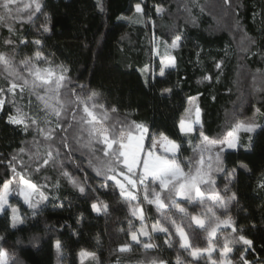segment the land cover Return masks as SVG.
Wrapping results in <instances>:
<instances>
[{"label": "trees", "instance_id": "16d2710c", "mask_svg": "<svg viewBox=\"0 0 264 264\" xmlns=\"http://www.w3.org/2000/svg\"><path fill=\"white\" fill-rule=\"evenodd\" d=\"M102 2L103 13L98 10L97 0H42L50 17V31L42 44L67 63L69 80L77 91L85 95L96 88L111 99L116 111L109 124L144 123L180 143L178 122L188 114L189 98H196L205 134L210 138L232 129L234 120L264 125V0H232L231 8L225 0H187L184 6L179 0H143L147 17L131 10V5L140 0ZM153 6H160L161 11L157 13ZM121 16L125 19H118ZM152 34L167 46L175 36L182 37L179 47L171 49L175 66L166 68L164 78L158 72L150 77L147 71L153 64ZM104 61L112 62L116 75L101 73ZM219 61L223 62L221 69L215 66ZM205 76H211V80ZM149 78L155 82L146 86L145 79ZM165 89H171V94L161 95ZM31 136L0 118V181L10 175L5 164L11 155ZM250 136L254 137V147L246 151ZM188 140L198 143L197 133H190ZM236 142L239 150L228 149L222 166L231 169L243 162L252 169L251 175L239 172L234 190L248 214L244 234L255 242V253H250L248 259H259L264 257V191L256 190V185L264 172V128H257L255 133L240 131ZM86 158V150L68 157L61 149L60 160L65 167L83 180L74 165H84L88 176L85 182L95 188L103 178L87 169ZM58 175L55 166L37 174L50 182H56ZM52 194L65 201L64 208L54 209L49 198L48 206L35 219L20 197H10V202L20 207L25 222L7 233L6 243L22 264H80L78 254L82 249L94 252L98 258H86L84 264H152L157 258L175 264L173 250L189 261L175 235L173 247L156 234L157 247L153 250L135 246L130 252H119L120 246L130 241L132 230L128 226L127 202L118 189L97 190L85 197L61 179L60 187ZM97 197L108 204L106 214L92 211L90 204L98 202ZM81 215L82 222L77 224ZM7 224V216L0 215V234ZM56 239L63 244L59 259L52 246Z\"/></svg>", "mask_w": 264, "mask_h": 264}, {"label": "snow or ice", "instance_id": "6c2138e0", "mask_svg": "<svg viewBox=\"0 0 264 264\" xmlns=\"http://www.w3.org/2000/svg\"><path fill=\"white\" fill-rule=\"evenodd\" d=\"M18 4V0H0V24H5L8 27L9 33L15 31L14 27L8 23V18L19 15L21 9L17 6L13 10L12 5ZM227 7H232V0H225ZM98 10L104 12V4L102 0H97ZM157 13L161 11L160 6H153ZM24 9L29 10L28 21L31 22L32 16L36 13L43 14L44 4L42 0H30V3L24 4ZM131 10L137 14L148 16L146 5L143 0L131 5ZM261 15L264 16V10ZM255 17V13H254ZM118 19H125L121 16ZM45 23L40 26L39 31L48 33L50 31V17L45 15ZM147 23V21H145ZM182 37L175 36L171 41L170 47L175 49L179 47V42ZM21 44L27 46L29 43L33 45L37 51L33 57H26L24 60L16 64L11 55L0 53V75L7 73L5 81L7 86L0 87V112H3L7 106L13 103L17 95H21L28 90L36 92L42 88L45 95H37V99L42 102L45 111V120L38 121L35 117L23 113L20 108H15V113L7 115L6 123L16 126L24 133H28L34 126L43 135L48 147L44 154L39 157L36 162V167L29 169V165L20 162L16 163L17 156L13 153L5 167L9 169V177L0 181V215H6L8 224L5 231L0 234V264H9V252L4 247L7 242V233L18 229L20 224L25 222L23 213H21L18 205L10 203L9 196L16 195L21 198V203L27 207L35 219L40 212L48 206L49 196L46 190L49 188L47 183H33L30 178H26L25 171L29 172V177L46 171L49 167H57L59 170L58 179L52 188L60 187V180L63 179L73 189L78 191L81 196H88L89 192L96 193L100 191H115L119 190L120 195L126 202L131 204V201H136V205L130 208L132 217H138L141 224L138 230L130 231V241L122 244L119 252H130L133 247L141 246L145 251L153 250L157 246L152 243H144L141 237H152L149 231L146 230L145 224V208L144 204L154 206L155 209L161 212V215L169 226H163L157 221L151 225L152 232H160L167 234L165 243L169 247H173L174 235L179 237V247L185 250H190L189 255L192 257H200L202 254H207L206 264H264V257L248 259L250 253H255V242L244 234L243 228L237 225V222L231 216L221 218L217 215V210L222 209L225 213L230 211V205L235 203L239 205V197L237 192L232 191L230 185L238 181V174L241 170L247 174H252V169L243 162H239L235 167L228 169L222 167L224 160L227 157V150H239L240 145L234 139L235 133L230 131L227 133L228 139L210 138L205 134L204 121L202 119V110L199 107L195 109V119L186 124L182 118L179 120L177 128L178 135L181 136V142L171 139L164 132L153 133L149 126L144 123L137 124L136 122L127 123L121 121L118 123L109 124L107 112L104 105H96L93 103L91 108L89 102L95 99L98 95L92 92L87 99H83L75 91L67 87V77L63 73H67V68H61V73L57 76L56 72L51 69H41L33 64V61L48 62V57L44 55L42 41L39 39L27 41L20 40ZM167 43V42H165ZM7 47H15V42L11 36L4 40ZM222 61L216 62L217 69L222 68ZM20 65L29 74L25 76L20 70ZM175 66V57H171L167 62L160 61L158 76L164 78L166 68ZM147 71L150 77L156 75L155 69L149 65ZM204 79L211 80V76H205ZM39 81V83H37ZM154 79H145L146 86L154 83ZM83 88L84 86H80ZM19 90V91H17ZM171 89H165L161 95H170ZM75 97V98H73ZM196 98H189L191 102ZM215 99V97H213ZM82 106V108H81ZM104 109L101 118L98 120L97 113L93 109ZM69 110L71 118L69 119ZM112 112L116 109L111 108ZM44 124L46 127H40ZM198 125L199 127H194ZM238 130H243L246 133H255L257 128H264V125H250L243 122L237 124ZM74 130H79L82 134L86 132L87 139L77 137ZM196 132L198 143L193 144L188 140L190 133ZM254 137L250 136L246 151H251L254 147ZM186 142V143H185ZM101 145L96 148L95 145ZM79 145V148L76 147ZM188 147L193 156L184 158L182 156L185 147ZM208 147L215 148L214 154L205 156V151ZM61 149L65 150V155L71 157L75 151L86 150L87 154V169H90L98 177H103V180L96 185L95 188L88 185L85 181L88 179L85 166L75 164L84 176V179L73 175L71 171L65 167V162L60 160ZM163 149L164 155H154V151ZM99 151L101 155L97 156ZM20 153L24 152V148L19 149ZM168 154H171L170 156ZM184 165L182 167L181 165ZM213 164L216 167H213ZM187 168V171H185ZM223 173L226 183L221 191L216 190V181L211 173ZM48 180V177L44 178ZM15 181V187L13 186ZM201 185L206 186V191L211 193L208 200L212 202V206L207 207L206 215L208 220L197 215H191V222L199 229H203L206 233V247L193 246L190 241L189 233L186 231L183 223H178L173 215H166L162 210H175L183 221L189 216L187 209L182 206L177 198H185L189 203L195 200L204 203L206 192L201 189ZM256 190L264 191V172L261 173L256 185ZM230 193V195H228ZM53 208L63 209L65 201L59 197H52ZM92 202L90 207L94 213H107L108 204L102 201ZM70 206V203H69ZM83 216L77 219V224H81ZM130 229L133 227L132 221L129 220ZM192 224H188L191 228ZM170 227L174 229V233L170 231ZM251 227H255L252 224ZM221 228L230 230L229 234L224 237L223 243L217 241L218 230ZM78 237L77 232L72 233ZM197 239V234L193 233V240ZM16 243H20L19 240ZM240 245L238 251L235 248ZM53 249L59 259L62 255L63 244L60 239L53 242ZM214 253H218L214 257ZM80 264H84L86 258L96 259L94 252L81 250L79 252ZM152 264H168V261L163 258H157L152 261ZM175 264H184V261L177 255Z\"/></svg>", "mask_w": 264, "mask_h": 264}, {"label": "rangeland", "instance_id": "374dc122", "mask_svg": "<svg viewBox=\"0 0 264 264\" xmlns=\"http://www.w3.org/2000/svg\"><path fill=\"white\" fill-rule=\"evenodd\" d=\"M186 1L187 0H179L180 4H182V6L185 5ZM26 3H30V0H18V4L12 5L13 10H15V8L17 6L21 9V12L18 16L15 15V12H14V16L8 18V23L11 24L15 29V31L13 33H11V34L9 33L8 27L5 24H0V53H4L6 55H11V57L13 58V60L16 64H19V62L24 60L26 57H33L34 53L37 51V49L33 45H31L30 43L27 46H25L24 44L20 43V40L26 39L27 41H32V40L39 39L42 41V38L47 34V33H43L42 31H39L40 26L46 22L45 21V15H47L49 17L48 12L46 10V7L44 6L43 14L36 13L35 15L32 16L31 22H29L28 21L29 10L24 9V4H26ZM2 11L3 10L0 9V12H2ZM10 36L15 42V45H16L15 47H7L4 44V40L9 38ZM151 36H152V43H153V49H152L153 64H152V66L154 67L155 72H159L160 61L164 60L165 62H167L168 59L171 58V49L172 48L170 46H167V45H161L158 42V40L154 37L153 34ZM41 50L43 51L44 55L48 57V62L33 61L34 65H37L41 69L54 70L56 72L57 76L62 74L61 73L62 67L68 69L67 63L61 57H59L57 54L50 52L47 48L44 47V45H43V48ZM101 69H102L101 73L103 75H109L108 73H112L113 76L116 75L113 64L110 61H107V62L104 61L101 65ZM19 70L25 76L29 75L23 69L22 65H20ZM63 74L66 75V77H67V87L69 89H75V91L79 94V96L81 98L87 99V97L90 96L92 94V92H96L98 94L94 100L89 102V107L91 108V105L93 103H95L96 105H101V104L104 105L105 109H108V112H107V116H108L107 123H108L111 119V114H112L111 108H113V104H112L111 99L106 97L101 91H99L96 88H91L87 92V94L83 95L81 92L77 91L78 88H76L75 85L71 83V81L69 80V77H68V73H63ZM6 75H7V73L0 75V87L7 86V82L5 81ZM37 83H39V81H37ZM17 91H19V90H17ZM37 95H41V96L45 95L44 89L39 88V89H37L36 92H30L28 90H25V92L23 94L17 95L15 97L13 103L10 104L9 106H7L3 112H0V118H4L6 120L7 115L9 113L16 114L15 108L18 107L21 109V111L23 113H26L29 116L35 117L38 121L45 120L46 117H45V111L43 108V104L41 101H39L37 99ZM73 98H75V97H73ZM196 107H198L196 99H193L191 102H189L188 114L183 118L186 121V124L194 121ZM81 108H82V106H81ZM93 111H95L97 113V117L99 120L101 118L103 112H104V109L96 108V109H93ZM235 117H238V116H235ZM68 118L69 119L71 118V111L70 110H69V117ZM239 120L238 121L234 120V123L232 125L233 126L232 129H230L231 128L230 127L229 129L224 130L223 133L217 138L226 140V139H228L227 133L232 131L235 133L234 139L237 141L238 133L240 131H243V130L237 129V127H236L237 124L243 122L245 124L253 125V123L251 121L247 122V120H243V121H239ZM131 122H133V121H130V123ZM136 123L139 124L138 122H136ZM193 126L199 127L198 125H193ZM40 127H46V125L41 123ZM152 132L156 133L154 131H152ZM26 134H30L32 136L30 137V139H28L26 141V143L22 147V148H24L23 153H20L19 150L15 152V154L17 156L16 163L19 164L20 162H23L24 164L29 165V169H31V168L36 167V162L39 160V157L44 154L48 145L45 142L43 135L38 131V129L36 127L33 126L30 129V131ZM74 134L77 137H83L85 139L87 138L86 132L82 134L79 130H74ZM213 139H215V138H213ZM95 147L100 148L101 145L97 144V145H95ZM215 151H216L215 148L208 147L205 151V156H207L209 154H214ZM96 155L99 156V155H101V153L99 151H97ZM154 155L163 156L164 155L163 149H160L158 151H154ZM168 155L170 156L171 154H168ZM182 156L184 158H191L193 156V153L190 149H188V150L184 149ZM87 159H88V157L86 158V161L84 162V164L86 166H87ZM181 166L184 167L183 164ZM213 167H216V165L213 164ZM185 171H187V168H185ZM92 173L97 178H103V177L96 176V174L94 172H92ZM24 175L26 178H30L33 183H38V184L47 183L49 185V188L46 190L47 195L51 199H52V197H55V195L52 194L55 190L54 188H52V185L55 184V182H50L49 180H45L44 179L45 177L37 176V174L31 175L29 177L28 171H25ZM73 175H75V174L73 173ZM211 175H212L213 179H215V181H216V185H215L216 190L221 191V194L223 195L224 193L222 192V189L224 188V185L226 183L224 174L213 172V173H211ZM13 186L15 187V181H13ZM230 188L232 191H235L234 190V184L230 185ZM201 189L206 192V195L204 198V201H205L204 203H201V201H199V200H195V201H192L191 203H189L185 198H177L181 202L182 206H184L189 213V216L187 218H184L183 221H181L180 216L175 213V210H171V206H169L168 209H164L162 211L166 215L175 216L178 223L182 222L183 226H185L186 231L189 233V238H190V241H192L193 246H199V247L203 248V247L207 246V241L205 239L206 233L203 229H199L194 223L191 222V215L200 216L201 218L205 219L206 222L208 220V217L205 213H206L207 207L212 206V202L210 200H208V196L211 193L206 191L205 185H201ZM228 195H230V193H228ZM11 196H16V195H14V194L10 195L9 200H10ZM136 203H137L136 201H131V204H129L127 202L128 217H129V220L132 221V225H133V227L131 228L132 231L138 230V228L140 227V224H141L138 217H132L130 214V208L132 206H135ZM13 205H16V204H13ZM229 207H230V211H228L227 213H225L224 210H222V209H218L217 215L220 216L221 218H224L225 216H231L232 218H234L236 220L237 225L239 227L243 228L248 223V214L245 211L244 207L241 205L240 201H239L238 206L235 203H233ZM144 208H145V216H146L145 224L147 225L146 230L149 231L152 238L149 240L148 237H141L142 242L155 244L154 238H155L156 234H161L163 236L164 242H165V239L167 238V234L160 233V232H152L151 225L153 223H156L157 221H159V223L163 226H169L168 223L166 221H164V219L161 215V212L157 211L154 206H148V205L144 204ZM190 223L192 224L191 228L188 227V224H190ZM128 226H129V223H128ZM170 231H172L174 233V229L171 227H170ZM229 231L230 230H225L223 228L218 230L219 240L217 242L219 244L223 243V239L225 236H227L229 234ZM193 233L197 234V239H195V240H193ZM178 239H179V237H178ZM167 246H168V244H167ZM4 247L7 248L8 252H9V264H22L18 260L15 259V254H14L13 249L9 243H5ZM235 248L237 249V255H238V251L241 248V246L236 245ZM189 251L190 250H183L182 253L188 254ZM177 255L180 256V253L178 251L173 250L171 256H172V260L174 262L176 261ZM180 257L184 261V264H196L195 260L192 259L189 254H188L189 261H185L182 258V256H180Z\"/></svg>", "mask_w": 264, "mask_h": 264}, {"label": "crops", "instance_id": "0c3cea01", "mask_svg": "<svg viewBox=\"0 0 264 264\" xmlns=\"http://www.w3.org/2000/svg\"><path fill=\"white\" fill-rule=\"evenodd\" d=\"M213 255L215 257L218 255V253H214ZM190 257L195 260L196 264H206V262H207V254L206 253L202 254L200 257L194 258L191 255H190Z\"/></svg>", "mask_w": 264, "mask_h": 264}]
</instances>
